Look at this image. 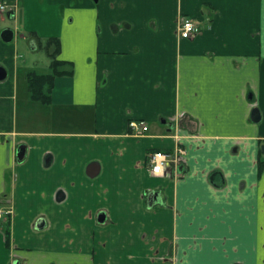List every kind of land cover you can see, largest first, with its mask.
Returning <instances> with one entry per match:
<instances>
[{"label":"crops","instance_id":"0c3cea01","mask_svg":"<svg viewBox=\"0 0 264 264\" xmlns=\"http://www.w3.org/2000/svg\"><path fill=\"white\" fill-rule=\"evenodd\" d=\"M8 3L0 264H264V0ZM183 16L195 35L180 37ZM15 36L58 37L73 63L49 104L29 98ZM177 148L151 175L147 153Z\"/></svg>","mask_w":264,"mask_h":264},{"label":"trees","instance_id":"16d2710c","mask_svg":"<svg viewBox=\"0 0 264 264\" xmlns=\"http://www.w3.org/2000/svg\"><path fill=\"white\" fill-rule=\"evenodd\" d=\"M38 47L43 49L49 58L48 72L39 73L36 70H29L25 74L29 98L42 104L50 103V92L54 79L58 76L71 75L73 73V63L68 60L59 59L60 40L58 37H48L38 43ZM264 144V140L260 142ZM257 171L260 174L264 171V153L259 151L257 158ZM5 243L10 245V219L2 225Z\"/></svg>","mask_w":264,"mask_h":264},{"label":"built area","instance_id":"2783aa9c","mask_svg":"<svg viewBox=\"0 0 264 264\" xmlns=\"http://www.w3.org/2000/svg\"><path fill=\"white\" fill-rule=\"evenodd\" d=\"M4 9V5L0 2V11ZM198 24L190 17H181L178 23V32L180 37L187 38L195 35L199 31ZM129 129L135 133H143L148 130V125L143 120H130ZM183 153L182 148L174 149L173 151H163V150H152L147 153V163L149 166V171L151 175H160L166 169V165L171 162H176L180 159V155ZM159 168L160 171L156 169ZM10 214L9 210H3L0 208V219L7 217Z\"/></svg>","mask_w":264,"mask_h":264},{"label":"rangeland","instance_id":"374dc122","mask_svg":"<svg viewBox=\"0 0 264 264\" xmlns=\"http://www.w3.org/2000/svg\"><path fill=\"white\" fill-rule=\"evenodd\" d=\"M10 21L12 20L11 18H9L6 12L0 14V24H1L0 27L1 26L5 27L7 25L13 27V24L10 23ZM15 37L16 38L14 40L18 42V52L19 54H21V57H19V59L17 60L19 66H23V63L26 60L29 69L36 70L39 73L48 72L49 58L46 55L45 51L43 49H38V48L32 50L31 46L26 40L25 41L16 40L18 37L17 36ZM2 220L3 221L1 222V225H3L7 221V219H2Z\"/></svg>","mask_w":264,"mask_h":264},{"label":"water","instance_id":"95a60500","mask_svg":"<svg viewBox=\"0 0 264 264\" xmlns=\"http://www.w3.org/2000/svg\"><path fill=\"white\" fill-rule=\"evenodd\" d=\"M13 31L11 29H4L3 31H1V37L3 40L5 41H10L12 39V36H13ZM6 76V70L4 69V67L0 66V80L4 79ZM258 110L255 108L253 109L252 111V118L255 119L256 117H258ZM256 120V119H255ZM260 150H261V153H264V144H262L260 146ZM22 149H18V156H22ZM155 193H149L148 195V201H149V204L152 203V199L155 198ZM99 221H103L104 220V215L101 214L98 218Z\"/></svg>","mask_w":264,"mask_h":264},{"label":"flooded vegetation","instance_id":"af4514ba","mask_svg":"<svg viewBox=\"0 0 264 264\" xmlns=\"http://www.w3.org/2000/svg\"><path fill=\"white\" fill-rule=\"evenodd\" d=\"M0 2L4 5V9L0 11V14L6 12L10 18L13 17L14 11L11 4L8 3L9 0H0Z\"/></svg>","mask_w":264,"mask_h":264},{"label":"snow or ice","instance_id":"6c2138e0","mask_svg":"<svg viewBox=\"0 0 264 264\" xmlns=\"http://www.w3.org/2000/svg\"><path fill=\"white\" fill-rule=\"evenodd\" d=\"M156 170H157V171H160V169H159V168H157Z\"/></svg>","mask_w":264,"mask_h":264}]
</instances>
